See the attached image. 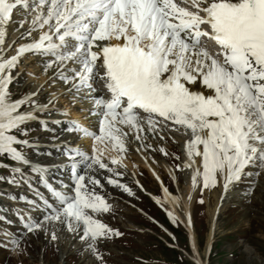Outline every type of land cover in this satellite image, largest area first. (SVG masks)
<instances>
[{"label":"snow or ice","instance_id":"obj_1","mask_svg":"<svg viewBox=\"0 0 264 264\" xmlns=\"http://www.w3.org/2000/svg\"><path fill=\"white\" fill-rule=\"evenodd\" d=\"M29 13L35 15L20 38L26 35L31 42L5 56L12 47L6 44L7 26L14 14ZM24 26L22 18L19 27ZM207 41L218 48L215 55L204 47ZM28 55L48 58L43 70H52V83H62L75 93L88 90L84 98L100 117L98 133L77 120L63 129L92 141L91 156L79 148L65 150L73 161L80 157L91 161L88 168L96 164L105 169L100 156L108 150L126 152L129 134L142 142L141 150L152 147L143 143L145 132L163 140L161 133L168 129L183 130L189 137L183 143V168L192 170V187L209 188L223 179L227 191L249 175V168L264 169V0H0V159L25 165L30 161L18 148L31 145L18 137L25 135L31 122L38 121L44 131L53 130L49 122L61 123L51 116L56 93L44 103L38 97L43 86L19 97L12 93V73ZM94 82L104 89L99 97L92 95L97 91ZM45 113V118L37 115ZM158 151L168 155L162 147ZM118 162L111 159L112 164ZM71 170L74 195L47 185L59 207L44 201L50 211L39 222L29 220L25 228L33 233L59 223L70 233L82 230L79 239L103 264L98 244L122 233L98 218L111 210L95 191L102 187L100 180L86 182L76 162ZM153 175L160 180L155 171ZM7 182L19 183L15 177ZM107 182L133 194L116 180ZM161 188L165 199L158 204L181 203L162 182ZM167 216L173 224L181 222L173 211ZM183 223L193 226L191 219ZM51 239H58L54 231ZM190 250L195 264H201L195 245Z\"/></svg>","mask_w":264,"mask_h":264},{"label":"rangeland","instance_id":"obj_2","mask_svg":"<svg viewBox=\"0 0 264 264\" xmlns=\"http://www.w3.org/2000/svg\"><path fill=\"white\" fill-rule=\"evenodd\" d=\"M8 40L9 38H6V43ZM25 65L17 67L13 71V73L18 71L22 74L13 75L20 78V81L17 79L14 82L18 87L15 85L11 87L13 95L21 91L24 94L31 91V86L23 85L28 76L24 74L25 69L23 71ZM38 134L33 142L44 143L45 139L41 137L40 132ZM147 137L158 144L154 146L150 142L143 141L152 147L141 149V154L145 156V160L154 159L161 178L164 179V187L169 190V195L178 198L181 202L187 186L181 166L180 143L171 138L156 139L150 134ZM175 137L177 136L175 135ZM128 138L126 144L136 146L135 151H138L142 142L131 141L133 135H129ZM161 147L167 151V156L158 151ZM33 157L35 158L34 152L29 159L33 160ZM175 157H180V159L177 160ZM177 165H180L181 170H177ZM108 169H112V171ZM108 169L104 173V178L99 172L101 177L108 181L110 174L111 179L128 187L133 194L129 195L116 185H113L114 189H107L110 190L107 192H103L104 189L96 191L103 192L105 197L111 195L116 201L117 205L114 204L115 207L113 206L108 213L100 217L109 227L122 233L120 237H114L104 241L103 244H98L99 252L104 258L103 264H195L193 252L190 250L192 246L191 238L189 239L190 232L181 222L173 224L170 221L167 216V211H171L169 204L164 203L163 206L156 204V208L160 209L157 211L153 205L154 201L145 196V194L155 196V200L164 201L161 181L154 180L146 171L147 169L142 167H137L138 171L132 167L124 168L122 166ZM116 172L117 174H115ZM120 172L127 174L126 180L124 177L122 180H118L119 175L122 176ZM248 172L249 175L231 185L225 194L221 189L223 179L209 188H203L202 184H199L190 216L196 241V253L205 264H264V169L252 167L248 169ZM131 173H134L140 182L142 186L140 189L134 187ZM28 174L27 170H23L21 173L15 171L6 174L5 180L0 181V193L4 190L13 191V189L22 191L20 185ZM11 177H15L19 183L9 184L7 179ZM123 180L126 182L122 183ZM91 187L88 188L91 189ZM114 200L111 201L115 202ZM216 201L221 206L219 205L218 208L212 242L207 251V258H205L207 236L212 229L210 208ZM181 204L182 202L174 207L176 209L174 215H178L175 212L181 210ZM0 207H4V205L0 204ZM140 210L144 212L142 215H151L155 219V225L144 222L140 217L142 216ZM5 219L8 218L0 219V247H5L3 249L6 250L5 253L0 252V264H101L89 248H68L65 258L60 260V245L57 241L45 238L40 230H38L39 233L35 232L24 239L14 238L12 235L18 236L20 233L15 230V226L10 221L4 222ZM5 233L17 242L14 252L5 246L3 240L6 237ZM9 243L11 242L6 243L7 247ZM89 252H91L90 255H88Z\"/></svg>","mask_w":264,"mask_h":264},{"label":"bare ground","instance_id":"obj_3","mask_svg":"<svg viewBox=\"0 0 264 264\" xmlns=\"http://www.w3.org/2000/svg\"><path fill=\"white\" fill-rule=\"evenodd\" d=\"M23 18L25 21V26L23 28L19 27V21ZM31 21V16H24L21 17L20 14H14L13 22L10 23L7 26V36L6 38H9L7 45H12V47L7 48V51L3 53L5 56H10L14 54V49L19 46V44L30 42L31 37H27L25 35L24 39H21L20 37L22 34L26 33L28 24ZM48 60L47 57H43L40 55H33L32 57L25 59V73H28V76L26 77V80H24L25 86H31V91L37 90L41 86H43V90L38 93V97L41 103H44L47 101L49 95L51 93H56L58 99L55 101L56 107L52 110L51 116L53 119L60 120L59 125L52 124L49 122V131H40L41 137L45 139V142L40 144L37 142L31 143L32 146V152H34L33 160L28 159L30 161L29 165L26 167L28 169H46L43 173L40 171H33V175L29 176V179L34 180V183H37V185L40 186L42 184L43 180L51 181L52 185L56 187L59 191H63L65 189V183L73 182V177L69 175V173H66V169L69 166H72L73 162L77 163V169L79 171V174L84 173L85 181H88V178L91 176H94L96 179H99L101 182L102 187H96L95 191H100L102 189H114V186L111 184H108L107 181H105L101 175H100V168L99 166L93 164L91 168L87 167V164L91 163V161L83 162L81 161L80 157H76L75 161L72 159H69L68 156H65L64 152L67 148H79L80 151L86 153L87 155L92 153V141L87 140L85 137L79 135V133L75 134H69L65 132L63 129L65 127L71 126L70 121L71 120H78L79 122L83 123L85 120L88 124H84V126H92V131L98 133V129L94 126V123L99 124V119L97 116H95L96 110L92 107L91 101L87 98H84V94L88 91H81L80 93H75L74 89L69 88L66 85H63L62 83H52V80L50 79L53 75L52 70L50 69L48 72H45L44 65L45 62ZM15 77V81L18 79V77ZM99 83L94 82V87L97 86ZM29 92V93H30ZM76 95V101H73V94ZM93 96L99 97L102 95V92L97 89L95 93H92ZM67 112L68 116L65 117L63 113ZM75 113H80L85 117V120H80L78 116H75ZM47 114L45 113L42 115L41 118H45ZM168 130V129H167ZM183 134L182 130L179 131ZM165 132L162 131L161 135L164 136ZM39 135V134H38ZM174 134H172V138L174 140H177L182 145L185 140L188 139V136L184 135V138L175 137ZM157 137H159L157 135ZM166 138V137H165ZM42 139V138H40ZM160 139V138H159ZM36 140V139H35ZM34 140V141H35ZM154 144L156 142L154 141ZM98 147H103V145H98ZM127 151L124 153H118L115 150H108L103 152V157H116L119 161L123 162L125 165H129V168H133L135 171H138L137 167H144L149 172L153 174L155 173L159 175L160 181L163 183L162 176L160 171L158 170L154 159H147L145 160L138 158L133 152L131 151V147L127 146ZM184 150V149H183ZM32 152L29 154L31 157ZM57 155V156H56ZM59 156H62V158L58 159ZM184 157V158H183ZM185 160L184 154H182V161L181 166L183 168V161ZM117 170V169H116ZM183 173L185 177V185L186 192L184 196H182V204H181V210L177 213V217L179 220H181V223L183 226L189 231V236L191 238L192 245H195L196 248V241L194 239L192 227H186L185 223L183 221H186L187 219H191L190 212L191 207L193 204L194 198H196V191L199 187V184H197L195 187H192L191 184V169L183 168ZM117 174V172L115 173ZM41 175H43V180L41 179ZM119 175V174H118ZM117 175V176H118ZM122 175H126L122 172ZM40 178V180H38ZM118 180H122V176L119 175ZM32 191L30 194L21 193L20 194V201L26 203V204H17L15 206H12L8 204L7 211L8 214L11 217H14L16 220L17 225L20 227L19 231L24 233H28L25 224L31 220L34 222H39L43 219V215L47 214L50 210L46 208L44 201H47L48 203L52 204L54 207H59L58 202L56 201L55 197L50 196L49 189L47 187V184L44 183L46 192L42 189H38L36 186L33 185V183H30L28 181ZM224 183V182H223ZM223 183L221 185L222 191L223 189ZM71 186V183H70ZM91 189L94 187L92 184L87 185ZM164 186V184H163ZM41 187V186H40ZM73 187H70L71 191L68 193V195H74L72 193ZM214 195V194H213ZM215 197V196H214ZM154 199V198H153ZM155 200V199H154ZM111 201V198L109 199ZM157 201V200H155ZM113 204L117 205L116 202H112ZM157 203V202H156ZM111 204V203H108ZM160 205V204H159ZM219 203L216 201L213 207L210 208V220H211V231L208 233L207 236V250L204 254V257L207 258L206 255H208V249L212 242V236H213V230L215 228V220L216 215L218 214V208ZM221 206V205H220ZM115 207V206H114ZM171 208V211L174 213V207L172 205H169ZM101 219V217H98ZM46 231L40 230L42 236L45 238L51 239V233L54 231L58 237L57 241L60 245V260L65 258L66 251L68 248H74V249H88L87 243L85 241H82L79 239V236L82 235V230L77 231L76 233H70L67 231L66 227L64 225H61L59 223L56 224H46L45 225ZM39 233V232H38ZM5 242H10L8 238H4ZM8 248L13 249V244L9 243ZM87 251V250H86ZM86 253V252H85ZM198 256V253H196ZM199 260L201 261V264H205L204 261L201 260L200 256H198ZM195 262V261H194Z\"/></svg>","mask_w":264,"mask_h":264}]
</instances>
